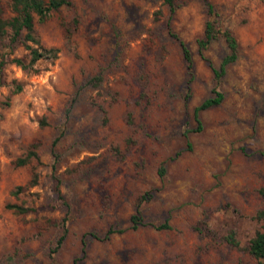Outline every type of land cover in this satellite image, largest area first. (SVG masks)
<instances>
[{
    "label": "rangeland",
    "instance_id": "1",
    "mask_svg": "<svg viewBox=\"0 0 264 264\" xmlns=\"http://www.w3.org/2000/svg\"><path fill=\"white\" fill-rule=\"evenodd\" d=\"M69 1L35 19L28 43L58 51L36 70L11 62L28 63L22 37L0 38V264H264L248 252L264 223V0H210L239 44L218 78L228 46L199 48L205 0Z\"/></svg>",
    "mask_w": 264,
    "mask_h": 264
},
{
    "label": "trees",
    "instance_id": "2",
    "mask_svg": "<svg viewBox=\"0 0 264 264\" xmlns=\"http://www.w3.org/2000/svg\"><path fill=\"white\" fill-rule=\"evenodd\" d=\"M170 7V10H174L173 0H164ZM208 7V13L210 19L206 21L204 34L201 39L197 40L200 49L205 48L212 40L216 39L218 36H222L228 46V53L223 57L220 68H213L214 75L218 78L221 77L225 72V67L227 64L234 62L238 55L239 44L236 36L227 29L221 30L217 26V13L214 9L213 4L210 0H205ZM10 9L12 11V16L5 17L3 16V11L0 8V38L5 35L9 36L11 42H14L22 37L24 41L25 48L28 50V63H25L19 57H13L11 62L18 65L19 67L27 70H36L35 65L41 59H54L57 57V49L55 48H41L33 47L28 42H35L34 35V24L35 19L37 21L43 22L49 16L52 11L58 10L64 5H69V0H10ZM183 56L187 61L188 67H191L192 58L189 49L181 41ZM5 64V58L0 53V69L3 68ZM22 88L21 84L15 85V92L20 91ZM215 94L214 97H208L204 99L199 105L194 108V115L198 119L199 112L210 106H214L220 103L222 99V93L216 90H213ZM200 128V126H199ZM56 141V140H55ZM54 141V142H55ZM36 157L35 150H29L24 158H18L16 163L21 165L27 162L30 158ZM12 208H15L17 212H25L28 210L27 207L21 205H9ZM138 213L131 216L133 222V227H137L141 223V218ZM257 217L261 218L264 221V209H261L257 212ZM63 230L61 235L56 241L55 247L52 249V253L60 246L62 243L65 234V219L62 220ZM166 223L156 226V228H167ZM108 232H111L110 230ZM228 241L231 244L236 245L237 241L234 236L229 234L227 236ZM248 252L255 259L264 258V223L260 230L256 231L254 236L249 240L248 243ZM53 264H58L54 262Z\"/></svg>",
    "mask_w": 264,
    "mask_h": 264
}]
</instances>
